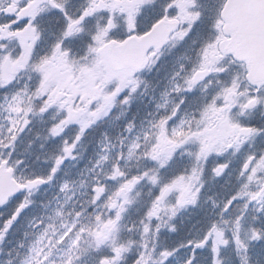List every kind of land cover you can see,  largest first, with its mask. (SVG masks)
Returning a JSON list of instances; mask_svg holds the SVG:
<instances>
[{"label": "snow or ice", "instance_id": "obj_1", "mask_svg": "<svg viewBox=\"0 0 264 264\" xmlns=\"http://www.w3.org/2000/svg\"><path fill=\"white\" fill-rule=\"evenodd\" d=\"M0 264H264V0H0Z\"/></svg>", "mask_w": 264, "mask_h": 264}]
</instances>
